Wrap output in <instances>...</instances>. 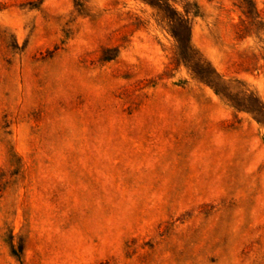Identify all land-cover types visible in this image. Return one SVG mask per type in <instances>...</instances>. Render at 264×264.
<instances>
[{
	"label": "rangeland",
	"instance_id": "374dc122",
	"mask_svg": "<svg viewBox=\"0 0 264 264\" xmlns=\"http://www.w3.org/2000/svg\"><path fill=\"white\" fill-rule=\"evenodd\" d=\"M0 264H264V0H0Z\"/></svg>",
	"mask_w": 264,
	"mask_h": 264
}]
</instances>
